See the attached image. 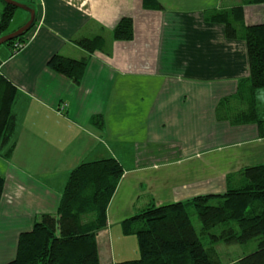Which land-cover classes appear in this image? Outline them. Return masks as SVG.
<instances>
[{
	"label": "crops",
	"instance_id": "1",
	"mask_svg": "<svg viewBox=\"0 0 264 264\" xmlns=\"http://www.w3.org/2000/svg\"><path fill=\"white\" fill-rule=\"evenodd\" d=\"M13 1L30 6L35 23L20 49L0 48V75L17 94L14 149L9 159L0 157V264L15 258L19 235L40 215L56 212L69 173L81 163L111 157L123 168L96 235L98 264L128 260L124 244L137 248V241L124 235L122 223L143 209L223 193L228 175L264 163L256 124L235 123L241 107L222 103L249 76L246 45L208 21L241 6L242 18L234 20L241 36L245 27L264 26V3ZM122 18L132 20L130 41L112 37ZM28 20L15 12L3 35ZM98 36L103 48L93 54L76 44ZM54 55L87 61L78 84L50 70ZM256 100L264 115V89Z\"/></svg>",
	"mask_w": 264,
	"mask_h": 264
},
{
	"label": "trees",
	"instance_id": "2",
	"mask_svg": "<svg viewBox=\"0 0 264 264\" xmlns=\"http://www.w3.org/2000/svg\"><path fill=\"white\" fill-rule=\"evenodd\" d=\"M0 3L1 38L18 8L2 0ZM248 3L262 4L264 0ZM143 5L159 8L155 0H143ZM241 18L239 6L215 12L208 19L224 25L226 39L241 37L246 45L249 76L238 83L235 95L222 103L228 106L230 102L237 103L241 109L234 113L235 123L256 124L259 137L264 138V115L259 112L256 100L258 91L264 89V26L245 27L240 36L234 20ZM25 34L3 45L22 43ZM112 37L130 41L132 20L122 18L113 28ZM76 44L93 54L103 48L104 40L98 36L80 39ZM48 67L78 84L87 61L54 55ZM16 95L15 87L0 75V151L9 145L0 157L5 159H9L14 149L11 140L16 125L13 112ZM92 123L97 124L98 119L93 118ZM122 175L121 164L111 157L75 167L67 177L56 212L40 215L30 231L19 235L15 258L6 264H98L96 235L106 226V210ZM3 185L0 176V198ZM213 200L217 202L211 203ZM192 216L200 223L199 232L192 224ZM122 227L124 235L136 238L139 258L116 264H222L215 249L217 243L246 244L252 239L257 240V249L234 264H264V163L228 175L223 195L197 196L159 207L150 205L125 220Z\"/></svg>",
	"mask_w": 264,
	"mask_h": 264
},
{
	"label": "rangeland",
	"instance_id": "3",
	"mask_svg": "<svg viewBox=\"0 0 264 264\" xmlns=\"http://www.w3.org/2000/svg\"><path fill=\"white\" fill-rule=\"evenodd\" d=\"M16 12L18 14V12H24V11L18 9ZM10 26H12V25H10ZM9 29H10V27H9ZM18 29L14 30L13 32L17 31ZM16 44H18L19 46H22L23 42L22 43H16ZM3 46L4 45H1L0 48H2ZM123 166L127 167L128 163L124 164ZM224 193L225 192L216 193V194H208V195H204V196H218V195H223ZM191 199H193V198H191ZM191 199H189V200H191ZM214 202H217V201L216 200L211 201V203H213V204H214ZM191 221H192V224H193L195 230L197 232H199L200 223L197 220L196 216H192ZM218 231H219L218 229L214 230V232H216V233H218ZM135 243H132V242L126 243L125 242L124 246L126 248H124L125 250L123 249V251H122V253L124 254L123 257H126L125 259L134 260V259H138L139 258L138 246L136 248L135 247L136 246ZM215 249H216V251H217V253L219 255V258H220L222 264H234L238 259H240V258H242V257L254 252L257 249V240L256 239H252L246 244H225L223 242H219L215 246ZM126 250H128V251H126Z\"/></svg>",
	"mask_w": 264,
	"mask_h": 264
},
{
	"label": "water",
	"instance_id": "4",
	"mask_svg": "<svg viewBox=\"0 0 264 264\" xmlns=\"http://www.w3.org/2000/svg\"><path fill=\"white\" fill-rule=\"evenodd\" d=\"M2 1L5 4L12 5V6H14L20 10L27 12L29 14V20L21 28H19L17 31H15L11 34L2 36L0 38V46L5 44L8 41H12L18 37H21L23 34L27 33L32 28L34 21H35L34 11L30 7H27L26 5L17 3L13 0H2Z\"/></svg>",
	"mask_w": 264,
	"mask_h": 264
},
{
	"label": "built area",
	"instance_id": "5",
	"mask_svg": "<svg viewBox=\"0 0 264 264\" xmlns=\"http://www.w3.org/2000/svg\"><path fill=\"white\" fill-rule=\"evenodd\" d=\"M16 46L20 49L21 46H19L18 44H16Z\"/></svg>",
	"mask_w": 264,
	"mask_h": 264
}]
</instances>
